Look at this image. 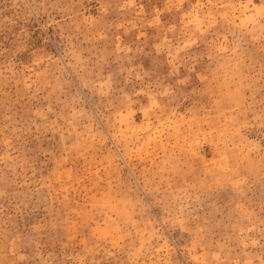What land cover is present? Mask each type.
I'll list each match as a JSON object with an SVG mask.
<instances>
[{
    "label": "rangeland",
    "instance_id": "rangeland-1",
    "mask_svg": "<svg viewBox=\"0 0 264 264\" xmlns=\"http://www.w3.org/2000/svg\"><path fill=\"white\" fill-rule=\"evenodd\" d=\"M0 264H264V0H0Z\"/></svg>",
    "mask_w": 264,
    "mask_h": 264
}]
</instances>
